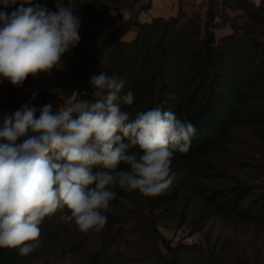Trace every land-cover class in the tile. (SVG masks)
<instances>
[{"label": "clouds", "instance_id": "clouds-1", "mask_svg": "<svg viewBox=\"0 0 264 264\" xmlns=\"http://www.w3.org/2000/svg\"><path fill=\"white\" fill-rule=\"evenodd\" d=\"M54 3L53 11L34 0H0L4 9L18 5L0 11V85L22 88L29 77L50 76L80 43L73 0ZM90 84L92 100L56 110L50 101L27 102L0 117V249L31 254L43 220L65 210L63 222L100 232L118 190L151 198L175 181L174 155L189 151L196 126L159 106L132 118L122 105L134 94L121 95L118 76L101 72Z\"/></svg>", "mask_w": 264, "mask_h": 264}, {"label": "trees", "instance_id": "trees-1", "mask_svg": "<svg viewBox=\"0 0 264 264\" xmlns=\"http://www.w3.org/2000/svg\"><path fill=\"white\" fill-rule=\"evenodd\" d=\"M236 2V6H229L243 13L221 23L216 21L221 13L214 0L209 2L205 18L198 9L187 13L181 8L174 17L141 22L136 13L113 26L112 21L94 12L95 25L81 23L79 29V44L89 50L81 53L83 77L70 96L75 92L74 100H92L94 88L90 79L101 72L124 79L121 95L131 91L134 103L122 105V110L128 111L132 118L139 111L159 106L196 126L189 151L176 152L173 159L199 166L206 156L227 148L237 126H249L262 116L253 104L264 101V4L250 0ZM51 5L53 2L48 7ZM15 7L18 6L10 9L0 6V11L10 13ZM149 8L150 2L140 6L138 12ZM227 21L231 32L218 36L216 29ZM131 28L136 30L134 38L123 40ZM89 43L96 44L89 47ZM201 194L213 214L264 225V188L236 183L204 188ZM173 199L171 193L143 197L152 218L170 210ZM42 225V238L55 236L49 217ZM155 230L167 250L174 252L184 246L177 243L172 247L170 240ZM106 248L103 245L96 256ZM0 264H26V256L14 249H0ZM170 264L180 262L174 258Z\"/></svg>", "mask_w": 264, "mask_h": 264}, {"label": "rangeland", "instance_id": "rangeland-1", "mask_svg": "<svg viewBox=\"0 0 264 264\" xmlns=\"http://www.w3.org/2000/svg\"><path fill=\"white\" fill-rule=\"evenodd\" d=\"M34 2H42L49 10H55L54 0ZM52 2L53 6L48 7ZM149 2L81 0L73 4L82 23L94 26L93 14L98 12L115 26L134 17L140 6ZM227 4L220 8L223 13H242L229 6L237 2L230 0ZM223 17L228 18L224 14ZM132 29L124 34L123 40L134 38L136 30L134 34ZM226 29H218L216 33L219 36ZM94 44L89 43V47ZM87 50L84 44H78L65 54L59 69H53L50 76L41 74L35 80L29 77L22 88H14L4 81L0 85V117L5 112L13 114L27 102L43 106L50 101L56 110L73 101L76 93L70 94L83 77L81 53ZM54 71L60 73L55 75ZM33 91L37 92L35 100H32ZM253 107L262 116L249 126H237L226 149L206 156L196 167L173 159L176 179L162 193L174 195L170 210L152 218L143 196L118 190L116 200L105 213L108 217L105 228L87 233L79 231L74 223L62 221L67 210L57 212L49 217L55 236L45 239L40 236V246L26 256V264H170L174 258L180 264H264V225L213 214L201 194L204 188L236 183L264 188V101H255ZM125 201H131L132 207L129 208ZM40 228L42 232V224ZM155 228L170 240L172 247L177 243H184V246L174 252L167 250ZM103 245H107L106 250L96 256Z\"/></svg>", "mask_w": 264, "mask_h": 264}, {"label": "crops", "instance_id": "crops-1", "mask_svg": "<svg viewBox=\"0 0 264 264\" xmlns=\"http://www.w3.org/2000/svg\"><path fill=\"white\" fill-rule=\"evenodd\" d=\"M210 1L211 0H150V8L148 10H142L138 12V18L141 22H149L156 17L170 18L176 16L181 8L187 11V13H193L198 9L201 12L202 17L205 18L204 15L206 14V10L208 9ZM214 1L218 4L219 12L221 13V17L216 18V21H219V23H221L222 19H225L223 17V14L225 17H233L237 14H241V13H237L234 15H229L225 11L224 13L223 11H221L220 8H223V6L228 5L227 2H229L230 0H214ZM231 1L236 3V0H231ZM250 1L256 4H260L263 3L264 0H250ZM236 11H241L243 13V11L239 8H237ZM225 28H227L226 31L221 33L219 36L231 32L232 30L231 25L228 21L221 24V26L218 29L222 30ZM218 29H216V32L219 31ZM133 32L135 34V31Z\"/></svg>", "mask_w": 264, "mask_h": 264}]
</instances>
